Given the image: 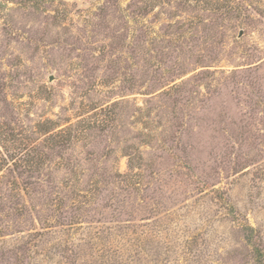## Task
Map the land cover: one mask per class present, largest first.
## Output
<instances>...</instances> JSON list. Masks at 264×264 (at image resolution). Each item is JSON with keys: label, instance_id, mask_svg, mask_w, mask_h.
Listing matches in <instances>:
<instances>
[{"label": "rangeland", "instance_id": "1", "mask_svg": "<svg viewBox=\"0 0 264 264\" xmlns=\"http://www.w3.org/2000/svg\"><path fill=\"white\" fill-rule=\"evenodd\" d=\"M0 264H264V0H0Z\"/></svg>", "mask_w": 264, "mask_h": 264}, {"label": "water", "instance_id": "2", "mask_svg": "<svg viewBox=\"0 0 264 264\" xmlns=\"http://www.w3.org/2000/svg\"><path fill=\"white\" fill-rule=\"evenodd\" d=\"M50 80H52V78H50Z\"/></svg>", "mask_w": 264, "mask_h": 264}]
</instances>
